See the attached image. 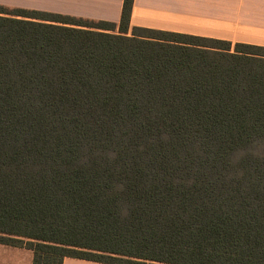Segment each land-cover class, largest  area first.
<instances>
[{
  "label": "trees",
  "instance_id": "16d2710c",
  "mask_svg": "<svg viewBox=\"0 0 264 264\" xmlns=\"http://www.w3.org/2000/svg\"><path fill=\"white\" fill-rule=\"evenodd\" d=\"M0 5V244L32 264H264V46Z\"/></svg>",
  "mask_w": 264,
  "mask_h": 264
},
{
  "label": "crops",
  "instance_id": "0c3cea01",
  "mask_svg": "<svg viewBox=\"0 0 264 264\" xmlns=\"http://www.w3.org/2000/svg\"><path fill=\"white\" fill-rule=\"evenodd\" d=\"M124 0H0L20 8L119 23ZM181 32L264 46V0H134L132 27ZM16 249L32 264L30 249L0 244V264H11ZM31 254H30V253ZM19 264H21L19 262ZM63 264H104L66 258Z\"/></svg>",
  "mask_w": 264,
  "mask_h": 264
},
{
  "label": "rangeland",
  "instance_id": "374dc122",
  "mask_svg": "<svg viewBox=\"0 0 264 264\" xmlns=\"http://www.w3.org/2000/svg\"><path fill=\"white\" fill-rule=\"evenodd\" d=\"M2 6H4V8L6 10H13L15 8H18L19 6L18 5H15V4H0ZM40 11H44V10H40ZM50 12V11H48ZM94 20V19H93ZM97 21V20H95ZM23 250H27L26 248L23 249ZM21 251H19V249H16V251L14 252V255L11 254V264H19V262L21 264H25V260L27 259L25 255H20ZM30 253V252H29ZM31 254V253H30Z\"/></svg>",
  "mask_w": 264,
  "mask_h": 264
}]
</instances>
